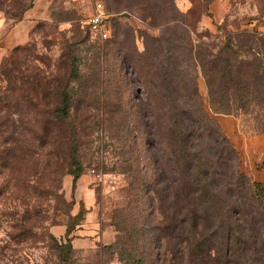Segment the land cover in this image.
I'll return each instance as SVG.
<instances>
[{
    "label": "rangeland",
    "instance_id": "rangeland-1",
    "mask_svg": "<svg viewBox=\"0 0 264 264\" xmlns=\"http://www.w3.org/2000/svg\"><path fill=\"white\" fill-rule=\"evenodd\" d=\"M103 1L106 37L78 22L88 0H53L27 40L0 55V264H245L221 222L226 199H248L242 175L258 208L230 223L255 240L247 255L264 259V0ZM29 5L0 0L2 21ZM172 58L238 158L224 173L198 172L194 192L174 160L170 170L171 146L150 143L141 107ZM212 179L222 190L208 191ZM78 182L94 192L104 244L77 249L52 231L77 222Z\"/></svg>",
    "mask_w": 264,
    "mask_h": 264
},
{
    "label": "trees",
    "instance_id": "trees-1",
    "mask_svg": "<svg viewBox=\"0 0 264 264\" xmlns=\"http://www.w3.org/2000/svg\"><path fill=\"white\" fill-rule=\"evenodd\" d=\"M106 18L108 19V10ZM85 29V28H84ZM86 30V29H85ZM87 31V30H86ZM176 60L169 61V64L162 65L160 67L159 75L160 83L156 85V95L154 99H150L147 96L144 97L143 109L145 118V126L150 143L153 145L164 144L170 145L169 156L166 157V161L170 163L173 160L178 163V167L182 176H190L194 179H190L191 189L197 191L199 184L198 172L209 175L210 172L214 175L216 172H225L227 168H231V161L237 160V152L231 145L230 140L227 138L223 130L221 129L217 120L208 113L203 106V103L198 95L195 84L191 82V74L186 72L183 74V69L177 67ZM179 78V80L177 79ZM161 86V87H160ZM160 90H163L161 92ZM177 90H181L182 93H176ZM163 133V134H162ZM217 148L216 153L213 154V158L206 156L201 159L204 149ZM160 156L164 157L162 147H159ZM156 162L159 161V156L154 151ZM200 158V159H199ZM200 163H198V161ZM217 163V165H216ZM221 164H224L223 167ZM238 166V164H237ZM210 168V169H209ZM165 170L166 167H165ZM238 171L236 170V173ZM189 177V178H190ZM237 191L242 190L247 198H240V203L235 201L228 202L226 199L223 203L226 204L229 209L226 210L224 216L221 218V222L224 225V235L226 239L234 241L238 244L237 255L243 263H247L249 260H255L256 258H262V252L254 250V254H260V256H249L247 253L251 250V242H255L253 238H249L245 233L234 234L231 226V221L234 215L245 216L246 218L253 217V211L258 208L257 199L255 193L252 190L251 182L247 176H238ZM217 183L219 179H217ZM206 181V179H205ZM209 192L222 190V187L215 186V180L211 182L207 181ZM240 182V183H239ZM241 184V186L239 185ZM227 186V197L229 192L234 191L232 187L231 178H229L224 184ZM162 199V197H161ZM244 200V201H242ZM247 201V203L245 202ZM253 211H252V210ZM232 212V213H231ZM170 214L164 212L163 222L161 227L168 232L167 224L170 223ZM264 220L262 219V222ZM210 247L208 246V251ZM203 253V250H202ZM206 254V256H210Z\"/></svg>",
    "mask_w": 264,
    "mask_h": 264
},
{
    "label": "crops",
    "instance_id": "crops-1",
    "mask_svg": "<svg viewBox=\"0 0 264 264\" xmlns=\"http://www.w3.org/2000/svg\"><path fill=\"white\" fill-rule=\"evenodd\" d=\"M88 1L89 7L85 13L91 9L90 0ZM52 2L53 0H32V5L25 8L22 17L11 25L3 22V18H0V55L8 47L27 40L32 22L39 18L46 19L50 12L49 5ZM69 196L72 197L71 216L72 218L77 217L78 220L73 226L57 224L52 227V231L58 236L71 237V244L77 249L104 244L110 231L101 228L97 212L94 209L93 190L83 188L81 182H78V186L70 191Z\"/></svg>",
    "mask_w": 264,
    "mask_h": 264
},
{
    "label": "built area",
    "instance_id": "built-area-1",
    "mask_svg": "<svg viewBox=\"0 0 264 264\" xmlns=\"http://www.w3.org/2000/svg\"><path fill=\"white\" fill-rule=\"evenodd\" d=\"M91 9L88 13L82 14L78 19L81 27L88 32L96 35L98 38L107 36V12L104 9L103 0H90ZM3 16V10L0 8V18Z\"/></svg>",
    "mask_w": 264,
    "mask_h": 264
}]
</instances>
